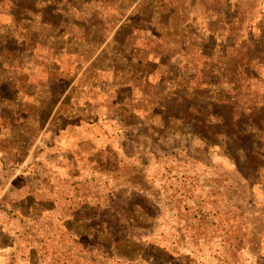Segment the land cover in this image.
Listing matches in <instances>:
<instances>
[{
	"label": "rangeland",
	"instance_id": "obj_1",
	"mask_svg": "<svg viewBox=\"0 0 264 264\" xmlns=\"http://www.w3.org/2000/svg\"><path fill=\"white\" fill-rule=\"evenodd\" d=\"M111 1L98 30L0 50V264H264V0ZM138 11L157 43L123 28ZM130 67L139 87L110 92Z\"/></svg>",
	"mask_w": 264,
	"mask_h": 264
},
{
	"label": "trees",
	"instance_id": "obj_2",
	"mask_svg": "<svg viewBox=\"0 0 264 264\" xmlns=\"http://www.w3.org/2000/svg\"><path fill=\"white\" fill-rule=\"evenodd\" d=\"M237 6L230 4L231 21L233 20L232 23L236 24L234 26L240 25V23L243 20L239 6L238 7ZM86 7L87 10L89 9L92 13V15H89L90 18L87 16L88 15L87 10L86 11L84 10ZM115 11H119V7H117L116 4L112 5L111 0H0V16L1 17L2 15L8 16L11 25L9 31L5 35H3L4 38H2L0 41V45H1L0 47L2 48L0 50L6 49L10 57H17V59L20 58L21 52H23L25 55H29V54L35 55L37 53V47L40 44V41H49V39L51 41L52 40L55 41L58 40L59 38V37H54V38L49 37V35L47 34L43 35V32L39 31L40 26L48 27L49 29L52 30L58 29L59 33L69 27L70 29L74 28L77 30L78 27L81 26V24L87 30H92V28L98 30L102 24L105 25L111 20L109 12H112L113 14L115 13L117 14V12ZM122 12L123 11H119L116 16H119L120 14H122ZM148 14L149 13L147 12L138 11L137 15L140 17L139 22L132 23V20L134 18V15H132L126 20L123 28L126 27L131 28L132 29L131 34H133L136 31V29L144 30L145 32L148 31L149 36L147 42L150 44H152L153 42L157 43L158 41H160V37L157 36V32L155 31V28L157 30L158 27L159 28H162L164 26L166 27L167 24L162 19H159L160 22L158 21L157 23L153 24L154 19L152 20L151 18H149ZM83 22H85V24ZM36 24L39 25L38 28ZM147 25H149V27H146ZM133 26H136L135 29ZM86 29L83 30L86 31ZM209 32L210 34H212L211 31ZM42 35L44 36L43 40L41 39ZM64 40L67 42V39ZM208 41H210L211 43L210 47L212 49L213 37H210ZM55 52L56 54L54 53V57H52V61L54 60L53 58H55L56 66L57 65L61 66V72L66 73L67 77L71 76L72 75L71 72L62 71V62L59 61L58 59L59 55L61 54V51L58 52L57 50H55ZM252 55L253 54L248 49L245 62L252 60ZM78 56H79L78 53H75L73 56L70 57L73 59H79L80 56L79 57ZM132 57H133L132 55L130 54L128 55L129 60H131ZM162 65L163 64H161V66ZM134 70H135L134 68L133 71L130 70L131 80H132L131 82L129 81L126 82L123 79L124 76L126 75L124 72L126 70L124 71L118 70L119 76H122L121 77L122 82L118 84V87H112L111 88L112 91L111 90L109 91L116 93H119L121 91H126V92L135 91L139 87L137 85V80H141L143 78L139 74L140 71L138 70L134 71ZM143 72L146 73V71L144 70ZM143 72H142V76L144 74ZM144 81L147 83L148 81H150V79ZM106 87L109 88L108 84H105V88ZM90 94L91 93L87 95V99L82 101L86 106V108L88 109L92 108L91 106L95 104L94 100L89 99ZM68 97L70 98V94H68ZM99 99H100L99 102L104 104L105 102L104 100L106 98H104L102 94L100 95ZM127 102L124 103L122 102L117 104L119 108L123 109L122 114L131 113L130 112L131 110L129 109L128 105H126ZM70 103H72V101L69 102V104ZM74 104H78V103L75 102ZM159 108L161 109L160 115L162 117L166 119L178 118V115L174 116L175 112H173V110L169 111L168 109L162 108V106ZM257 116H258L257 117L258 120H256V122H258L259 125L264 127V113H260ZM236 117H238L236 119V124H235L236 128L239 127L241 124L246 125L250 121V117L248 116L249 121H247L248 120L247 116L243 113L236 115ZM261 135H263V133L260 134V136ZM257 148L258 149H253L254 151H251V154L255 155L257 159L261 160L259 165L264 166V152H262L259 146ZM126 255L127 252L123 251V253H120L119 256L121 258H124Z\"/></svg>",
	"mask_w": 264,
	"mask_h": 264
}]
</instances>
